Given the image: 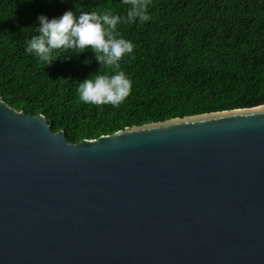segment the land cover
Masks as SVG:
<instances>
[{"label": "water", "instance_id": "water-1", "mask_svg": "<svg viewBox=\"0 0 264 264\" xmlns=\"http://www.w3.org/2000/svg\"><path fill=\"white\" fill-rule=\"evenodd\" d=\"M0 264H264V106L70 144L0 98Z\"/></svg>", "mask_w": 264, "mask_h": 264}, {"label": "trees", "instance_id": "trees-1", "mask_svg": "<svg viewBox=\"0 0 264 264\" xmlns=\"http://www.w3.org/2000/svg\"><path fill=\"white\" fill-rule=\"evenodd\" d=\"M146 23H121L134 44L120 62L132 82L118 106L86 104L79 83L116 69L91 49L61 51L46 66L27 54L37 17L72 10L126 17L123 0H0V98L25 115L46 118L70 144L175 118L264 106V0H147Z\"/></svg>", "mask_w": 264, "mask_h": 264}, {"label": "clouds", "instance_id": "clouds-1", "mask_svg": "<svg viewBox=\"0 0 264 264\" xmlns=\"http://www.w3.org/2000/svg\"><path fill=\"white\" fill-rule=\"evenodd\" d=\"M130 5L126 17L111 11L81 12L78 16L69 10L60 17H37L33 26L36 35L26 41L27 54H33L46 66L53 63L61 51L82 54L88 49L94 54L100 68L116 69L113 74L100 70L79 83L80 100L86 104L118 106L130 95L132 82L120 71V62L134 51V44L117 31L121 23H146L147 0H123ZM55 54V55H54Z\"/></svg>", "mask_w": 264, "mask_h": 264}]
</instances>
